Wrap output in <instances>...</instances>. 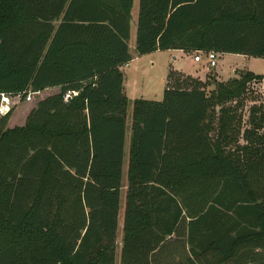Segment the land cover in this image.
<instances>
[{
	"label": "trees",
	"instance_id": "obj_1",
	"mask_svg": "<svg viewBox=\"0 0 264 264\" xmlns=\"http://www.w3.org/2000/svg\"><path fill=\"white\" fill-rule=\"evenodd\" d=\"M139 1V56L264 58V0ZM133 6L0 0V94L60 89L0 119V264H116ZM178 74L134 101L120 264H264V104L244 145L229 109L264 76Z\"/></svg>",
	"mask_w": 264,
	"mask_h": 264
},
{
	"label": "rangeland",
	"instance_id": "obj_2",
	"mask_svg": "<svg viewBox=\"0 0 264 264\" xmlns=\"http://www.w3.org/2000/svg\"><path fill=\"white\" fill-rule=\"evenodd\" d=\"M139 12V0H134V6L132 11L131 21V39L129 42L130 52L132 54L137 53L136 41H137V20ZM196 55L195 53H192ZM150 55V54H149ZM139 56V55H138ZM137 57V56H136ZM130 63L129 67H123L122 71L124 74V87L125 94L129 99L128 111H127V135L125 140L124 150V162H123V182L121 189L120 198V216L117 231V250H116V264H120V254L122 249L123 241V217L125 209V196L127 191V174L129 165V147H130V136H131V121L133 105L136 99H146L150 101L161 102L164 98V91L167 84V74L169 72V63L172 61V57L167 53H157L150 56H139ZM143 57V58H142ZM204 63H195L191 57L182 56L180 58L178 66H181L186 74L207 76L210 80V87L208 91L215 89V81L226 82L230 79L237 78L241 72L250 71L256 75L264 76V58H251L242 55H218L217 67L214 69L206 70ZM206 73H205V71ZM177 79L186 81V75L179 73ZM206 78L204 79V81ZM202 81V82H204ZM264 82L249 85L246 94L239 100L230 104L229 109L235 110L239 115L242 116V122L240 130L238 127L233 126L231 135L237 136L238 143L244 145L245 141L242 139V132L250 127V111L255 105L264 104ZM60 92L59 88L49 89L36 96H32V101H25L22 99L20 103L14 106V109L10 113L12 117V124H16L18 127H23L26 122V114L28 110L36 108L38 102L48 96L57 94ZM31 113V112H30ZM1 119V117H0ZM229 134V135H230ZM229 148H234V145H229Z\"/></svg>",
	"mask_w": 264,
	"mask_h": 264
},
{
	"label": "built area",
	"instance_id": "obj_3",
	"mask_svg": "<svg viewBox=\"0 0 264 264\" xmlns=\"http://www.w3.org/2000/svg\"><path fill=\"white\" fill-rule=\"evenodd\" d=\"M218 55L219 54L216 52H197L195 55V62L197 63L205 62L209 70L214 69L217 67ZM261 82H264V80L258 83ZM38 94H40V92L28 93L27 97L25 98V101H32V96L33 95L36 96ZM22 99L23 97L21 95L10 96L8 94H0V117L2 118L9 115L14 109V106L17 103H20Z\"/></svg>",
	"mask_w": 264,
	"mask_h": 264
},
{
	"label": "crops",
	"instance_id": "obj_4",
	"mask_svg": "<svg viewBox=\"0 0 264 264\" xmlns=\"http://www.w3.org/2000/svg\"><path fill=\"white\" fill-rule=\"evenodd\" d=\"M140 2V1H139ZM133 11V10H132ZM138 14H139V12H138ZM133 18V17H132ZM131 21H132V19H131ZM137 30H138V20H137ZM130 39H131V32H130ZM130 42V41H129ZM129 51H130V47H129ZM157 53H167V54H170V56L172 57V61L168 64L169 65V72H168V74H167V83H168V75H169V73H170V71H175V72H177V73H181V74H184V75H186V76H191V77H193V78H195V79H199L200 81H204V79L206 78L207 79V76L205 75V76H195V75H190V74H186L185 72H184V70H183V68L181 67V66H178L177 64L179 63V61H180V58H182V56H186V57H191L192 59H193V61L195 62V55H193L192 53H186V52H184V51H182V50H169V51H165V52H160V51H158V52H155V53H152V54H150V55H154V54H157ZM130 54H131V56H132V61L131 62H133L134 60H137V58L139 59V58H141V57H139L138 56V54L136 53V55L135 54H132L131 52H130ZM196 54V53H195ZM150 55H145V56H150ZM137 56V57H136ZM145 56H143V57H145ZM142 57V58H143ZM130 62V63H131ZM130 63L128 64V65H125L124 67H129V65H130ZM195 63H197V62H195ZM204 66L206 67V70H209L208 68H207V66H206V63H204ZM122 69H123V67H122ZM205 71V70H204ZM205 73H206V71H205ZM206 81V80H205ZM124 85H125V83H124ZM167 85V84H166ZM125 88V87H124ZM33 108V107H32ZM32 108L31 109H29L28 110V114H26L25 116H26V119L28 118V116L30 115V112H32ZM13 117V116H12ZM10 118V120H9V122H8V125H7V127L8 128H14V127H16V124L14 123V124H12V120H13V118ZM130 138H131V136H130Z\"/></svg>",
	"mask_w": 264,
	"mask_h": 264
}]
</instances>
